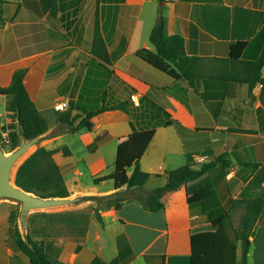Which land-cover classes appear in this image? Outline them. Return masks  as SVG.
<instances>
[{"label":"crops","instance_id":"obj_1","mask_svg":"<svg viewBox=\"0 0 264 264\" xmlns=\"http://www.w3.org/2000/svg\"><path fill=\"white\" fill-rule=\"evenodd\" d=\"M3 1L0 86L10 84L15 70L27 69L26 89L48 123L39 146L58 149L53 157L69 196L122 199L118 210L108 208L107 200L90 199L31 211L27 234L61 264H92L95 257L104 264H148L146 254L164 255L165 264H191V228L199 212L189 207L185 186L165 195L158 212L145 210L138 199L164 185L166 171L188 162L186 145L195 167L217 162L210 175L225 208L249 184L264 191V89L208 78L192 88L135 53L154 50L149 36L161 14L164 34L181 35L187 55L225 58L231 43L243 41L242 60H255L264 45V0H57L56 15L48 0ZM96 9L112 73L88 47ZM102 96L108 105L126 101L128 112L104 111L90 129L79 131L60 123L76 106L81 112L97 109ZM61 101L67 103L63 111L55 106ZM5 106L0 95V129L14 122ZM170 120L188 131L187 144L166 125ZM7 133L1 130L2 137ZM136 160L150 178L142 187L127 188ZM112 173L111 180L93 181ZM151 180L157 182L148 185ZM5 219L0 210V264H29L13 249ZM250 239L248 264H264V210Z\"/></svg>","mask_w":264,"mask_h":264},{"label":"trees","instance_id":"obj_2","mask_svg":"<svg viewBox=\"0 0 264 264\" xmlns=\"http://www.w3.org/2000/svg\"><path fill=\"white\" fill-rule=\"evenodd\" d=\"M162 1V0H160ZM0 0V29L4 26L3 4ZM51 15L57 14V0H48ZM154 50L142 48L135 55L155 69L173 77L176 81L184 82L196 88L199 79H217L235 84H246L250 89L255 84H260L264 89V45L257 59L242 60V54L247 46L246 42L238 41L229 45L228 56L225 58H205L190 56L185 53L184 38L181 35H165L164 19L160 14L149 36ZM88 47L91 55L110 73L112 70L105 41L103 39L98 10L93 19V32ZM27 69H17L11 77L8 86H0V95L6 97V110L11 113L14 122L0 129L8 131L6 143L2 147L10 152L20 143L19 130L21 129L26 139L42 136L48 131V123L39 112V106L31 99L24 80ZM121 110L128 112L127 102L120 101L115 104H105V97L101 98V105L95 110L80 111L75 107L69 114L61 117L60 123L76 130H85L92 127L93 118L104 111ZM173 125L186 143L188 131L176 120L166 122ZM187 144V143H186ZM185 144V145H186ZM188 162L178 168L165 172V184L149 190L138 199L145 210L158 212L165 208L163 198L168 193L177 191L185 186L187 203L190 208L198 210V218L193 221L191 228V264H248V254L251 247L253 228L264 210V191L259 186L249 184L238 196L233 199L229 208H225L218 196L210 172L217 162L212 160L195 167L192 162V151L186 145ZM58 149H48L38 146L18 166L14 177V184L22 190L43 198L68 197L70 195L64 177L53 155ZM65 156L70 154L67 147L61 148ZM222 169L228 167V161L221 160ZM114 174L95 177L94 183L111 180ZM150 174L141 169L136 160L130 173L126 186L137 188L144 186ZM105 205L110 208L120 209L121 197L109 199ZM19 204L10 208L6 218L5 233L8 234L13 249L23 253L29 264H61L58 260L48 255L44 243L33 239L27 234V241L21 235L18 226ZM239 212L237 222L234 214ZM148 264H165L164 255H145ZM92 264H104L95 257Z\"/></svg>","mask_w":264,"mask_h":264},{"label":"water","instance_id":"obj_3","mask_svg":"<svg viewBox=\"0 0 264 264\" xmlns=\"http://www.w3.org/2000/svg\"><path fill=\"white\" fill-rule=\"evenodd\" d=\"M162 3H160V6ZM20 143L10 152H5L0 145V201H9L19 204L18 222L21 235L27 241L26 218L28 213L36 210L63 207L94 199L105 201L114 196L92 197L87 195H73L68 197L43 198L26 192L14 184V177L18 166L26 159L46 136L26 139L22 130H19Z\"/></svg>","mask_w":264,"mask_h":264},{"label":"rangeland","instance_id":"obj_4","mask_svg":"<svg viewBox=\"0 0 264 264\" xmlns=\"http://www.w3.org/2000/svg\"><path fill=\"white\" fill-rule=\"evenodd\" d=\"M248 56V55H247ZM251 56V55H250ZM67 140H68V137H65V138H62L60 141H58V144L59 145H65L66 144V142H67ZM6 143L7 141H6V137H2V139H1V141H0V145L2 144V143ZM2 146V145H1ZM3 148V147H2ZM3 150L5 151V152H8V151H6L4 148H3ZM120 177V175L118 176V179L116 180L117 181V185L118 186H120L122 183H121V181H122V179L121 178H119ZM157 181H155V180H151L150 182H149V184L148 185H154L155 183H156ZM116 183V182H115ZM125 185V184H124ZM124 185H122V186H124ZM16 203H13V202H9V201H0V210H3V211H5V213H6V218H7V216H8V213L10 212V208H13L14 207V205H15ZM5 221H6V219H5ZM235 221L237 222V218H235ZM6 223V222H5Z\"/></svg>","mask_w":264,"mask_h":264},{"label":"built area","instance_id":"obj_5","mask_svg":"<svg viewBox=\"0 0 264 264\" xmlns=\"http://www.w3.org/2000/svg\"><path fill=\"white\" fill-rule=\"evenodd\" d=\"M130 98H131V100H135L136 96L135 95H131ZM55 106H56V108L58 110L63 111L67 107V103L65 101H61V102L57 103Z\"/></svg>","mask_w":264,"mask_h":264}]
</instances>
